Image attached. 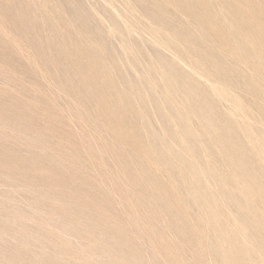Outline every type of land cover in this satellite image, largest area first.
Returning a JSON list of instances; mask_svg holds the SVG:
<instances>
[{"label":"rangeland","instance_id":"rangeland-1","mask_svg":"<svg viewBox=\"0 0 264 264\" xmlns=\"http://www.w3.org/2000/svg\"><path fill=\"white\" fill-rule=\"evenodd\" d=\"M0 264H264V0H0Z\"/></svg>","mask_w":264,"mask_h":264}]
</instances>
